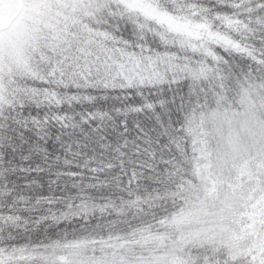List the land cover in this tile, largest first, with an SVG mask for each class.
<instances>
[{"label":"snow or ice","instance_id":"snow-or-ice-1","mask_svg":"<svg viewBox=\"0 0 264 264\" xmlns=\"http://www.w3.org/2000/svg\"><path fill=\"white\" fill-rule=\"evenodd\" d=\"M0 264H264V0H0Z\"/></svg>","mask_w":264,"mask_h":264}]
</instances>
